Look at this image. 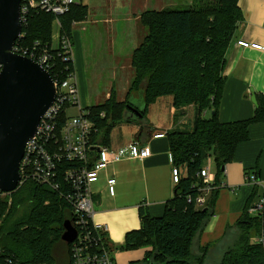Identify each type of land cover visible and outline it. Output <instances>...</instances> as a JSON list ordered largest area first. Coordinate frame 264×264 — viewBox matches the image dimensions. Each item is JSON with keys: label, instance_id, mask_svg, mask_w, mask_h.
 <instances>
[{"label": "trees", "instance_id": "1", "mask_svg": "<svg viewBox=\"0 0 264 264\" xmlns=\"http://www.w3.org/2000/svg\"><path fill=\"white\" fill-rule=\"evenodd\" d=\"M88 13L87 4L73 5L60 17L62 34L71 39L73 22L84 20ZM55 18L51 12L31 11L23 25L25 38L21 44L29 49L36 41L52 46ZM242 19L239 0H194L181 7L144 11L141 21L147 34L132 53L135 74L126 99L117 100L113 92L103 103L86 107L97 129L94 138L104 144L119 124L140 125L142 134L148 109L159 97L172 96L178 110L197 107L192 128L167 132L173 162L183 170L182 178L163 215L151 216L141 208L140 229L128 232L120 248L152 249L142 260L130 264H204L210 252L208 244L200 246L196 255L194 246L213 215L219 189H213L207 203L199 206L196 198L202 192L197 183L201 186L202 180L198 173L213 156L215 184L220 185L224 167L233 160L238 145L249 139L250 126L264 121V97L259 98L256 112L249 119L223 122L219 118L226 86V52ZM56 61L63 79L67 75L64 67L73 69V62ZM135 91L141 97L139 106L134 102L138 101L133 96ZM130 104L140 107L143 116L134 115ZM210 109L214 114L206 117L203 113ZM61 117L63 121L65 114ZM61 191L28 180L10 194L11 204L8 200L0 203V264H71L72 243L62 240V235L65 221L74 219V212L60 196ZM229 229L233 239L220 264H264V246L250 242L264 230V211L256 215L245 211ZM87 231L94 238L90 243L93 252L109 248L105 234L93 227ZM60 246L65 248L59 250Z\"/></svg>", "mask_w": 264, "mask_h": 264}, {"label": "crops", "instance_id": "2", "mask_svg": "<svg viewBox=\"0 0 264 264\" xmlns=\"http://www.w3.org/2000/svg\"><path fill=\"white\" fill-rule=\"evenodd\" d=\"M149 1L152 0H144V3L147 2L146 7H149ZM106 2L108 0H105ZM162 2L163 0H158L157 6L159 7H156L157 9L163 8ZM169 2L172 6L179 7L190 5L194 0H169ZM239 6L242 10L243 19L238 24L226 52L224 70L226 86L219 108V118L223 122L249 119L256 112L259 98L264 97V0H239ZM93 9L94 5L92 12L95 11ZM138 10L139 12L134 8L129 10L137 19V25L141 18L140 12L143 13L141 11L143 9ZM103 11L105 14H102L101 20L106 23L115 21L107 12L108 10L103 9ZM98 20L93 19L94 26L100 22ZM53 34V44L57 45L59 29L58 33L55 34L54 32ZM79 34V28H74L71 41L74 43V60L79 78L81 102L85 107H89L103 103L112 94L107 93L105 100L99 103H86L89 100L87 76L91 70L88 60L93 58L92 43H89L90 46H88V48L91 47V55L85 57L86 54L84 56L82 45L79 44L78 37L82 39ZM240 40L250 44H259L263 48L243 47L238 44ZM133 51L128 62H131ZM127 69V71H131L132 67L127 66ZM126 90L128 91V87ZM253 96H256L257 103L253 101ZM162 99L166 100L163 101ZM123 100L125 99L119 101ZM154 104H166L169 119L153 120L146 114L142 134H140V129H142L140 125L127 123L137 126L134 131V139L139 138L143 144L148 145L151 149V155L144 159L131 158L110 165L101 172L99 180L92 185L96 211L94 221L107 225L104 234L115 264H130L140 261L152 249L151 247H140L125 250L120 247L125 243L128 232L140 229L142 223L141 208L146 209L151 216H161L166 211L167 202L176 194L169 137L155 138L154 135L158 132H168L177 128H192L197 116L195 105L185 106L178 110L174 106L172 96L159 97ZM212 112L213 110L210 109L209 112L206 110L203 114L209 117ZM133 140L124 141L120 138L115 143L110 138L108 145L118 148L128 145ZM213 161L210 157L206 164L210 167L216 182V170ZM252 172L255 173L258 181L264 182V121L253 123L250 126L249 139L238 145L233 160L226 164L221 184L215 185L214 188V190L219 189V192L213 215L206 222L204 230L194 246L196 249L208 244H220L228 239L231 242L233 237L229 228L236 226L245 211L252 215L257 214L254 210L259 204L258 197H256L257 194L259 195L257 188L258 186L263 188V185L247 179L246 176ZM111 178L116 179L115 194H111L109 191L108 181ZM262 190V196L259 195V197L261 196L260 200L264 196V188Z\"/></svg>", "mask_w": 264, "mask_h": 264}, {"label": "built area", "instance_id": "3", "mask_svg": "<svg viewBox=\"0 0 264 264\" xmlns=\"http://www.w3.org/2000/svg\"><path fill=\"white\" fill-rule=\"evenodd\" d=\"M76 3H78L76 0H22L21 3L23 25L33 10L51 12L56 16L54 28H59V42L57 45L49 46L36 41L32 49H29L21 44V39L25 38L22 31L14 46V52L42 65L52 75L56 86L54 103L42 118L35 136L26 145L20 166L22 176L20 185L31 180L57 191L62 188L60 196L71 204L74 212L72 223L78 231L77 238L72 242L71 264H115L108 247L99 248L100 250L96 252L91 250L90 243L94 238L87 231L88 228L93 227L101 235L107 230V225L94 221L96 211L92 185L99 180L101 172L110 165L131 158L144 159L151 155V149L139 138L118 148L94 138L97 132L95 122L89 117V110L81 102L79 78L74 65V47L70 37L61 32L60 17L69 12ZM238 44L243 47L263 48L259 44H250L244 40H240ZM57 58L62 62L71 60L74 65L73 69L68 65L64 67L67 75L63 79L61 77L63 70H59L56 65ZM1 69L0 65V71ZM73 109L78 110L77 115H70ZM63 113L65 119L61 121ZM166 136L167 132H158L154 135L155 138ZM171 161L174 164L172 154ZM182 174L181 168L174 165L172 175L175 184L180 182ZM198 176L202 180V185L199 186V183L197 185L202 193L196 198V202L203 206L215 188V177L208 164H205ZM246 177L251 182L260 183L256 175L248 174ZM115 183V178L108 181L111 194H115ZM6 194L9 192L0 190V203ZM188 201L192 202V198L189 197ZM254 210L257 213L264 211V196ZM257 243L264 246V230L258 236Z\"/></svg>", "mask_w": 264, "mask_h": 264}, {"label": "water", "instance_id": "4", "mask_svg": "<svg viewBox=\"0 0 264 264\" xmlns=\"http://www.w3.org/2000/svg\"><path fill=\"white\" fill-rule=\"evenodd\" d=\"M21 3L22 0H0V190L3 192L18 189L26 145L56 99L52 75L38 62L14 52L23 31ZM253 101L257 103L256 96ZM138 106L128 105L134 115L141 117ZM64 228L62 240L72 243L78 236L72 220H66Z\"/></svg>", "mask_w": 264, "mask_h": 264}, {"label": "rangeland", "instance_id": "5", "mask_svg": "<svg viewBox=\"0 0 264 264\" xmlns=\"http://www.w3.org/2000/svg\"><path fill=\"white\" fill-rule=\"evenodd\" d=\"M76 1L87 4L89 7L88 16L84 20L73 22V29L79 28V35L82 36V39L78 37V40L80 41V46L82 45L84 56L86 54L85 57H88L89 54L91 55V47L88 48V46H90L89 43H92L93 61L90 59L88 60L89 68L91 70L90 72H88L87 76L89 100L86 101V103H99L105 100L106 95L109 92L112 95L115 93L117 96L115 98L117 100L126 99V96L128 95V92L132 87L135 74L131 62H128L129 56L133 49L138 45V43H140V41H143L147 34V28L142 23L141 18L139 19L137 25V19L135 18V16H133V13L129 12V10H132L134 8L137 12H139L138 9H143L141 11L144 12L148 9H157L156 7H159L157 6L158 0L149 1V7H146L147 2L144 3V0H108V2L106 3L105 0ZM93 5V10H95L96 12H92ZM104 5H106V7H104ZM162 7L176 8V6H172L169 0H163ZM103 9H105L106 11L108 10L107 12H109L110 15L114 18V22L106 23L105 21L101 20L102 14H105ZM140 14L142 13L140 12ZM93 19H99L98 21L100 22L94 26ZM58 29V27L56 30L54 28L55 34L58 33ZM72 44L74 46V43ZM118 57H120V59H118ZM91 65L93 66L91 67ZM127 66H131L132 70L127 71ZM129 77L130 82L128 83ZM127 87L128 91L126 90ZM125 93L126 95H124ZM138 94L139 93H137V91H135L133 94V96H135L138 100L134 101L136 104H139V100L141 98ZM162 100L165 101L166 99ZM154 103L150 105L152 109L149 107L147 116L153 120L160 119V121L161 119H169L167 105H157ZM209 111L210 110H208V112ZM77 114V109H73L70 112V115ZM136 128L137 126L133 124H119L111 130L110 138H112L115 143L118 142L120 138L124 141L133 140L135 136L134 131L136 130ZM211 159L214 160L213 156H211ZM249 174L250 176L255 175V173L253 174V172ZM259 182V185H263V182ZM263 188L258 186L257 190H259V195L263 194ZM259 195H257L258 201H260ZM10 197H12L10 195V192L4 197V200H8L9 204H11L12 202H10ZM257 239L258 236H253L251 237L250 242L256 243ZM228 240L222 241L220 244H210V252L205 259L204 264H220L222 261V257L226 251V247H229L231 245L230 241ZM63 248L65 247L60 246L59 250H62ZM198 250L199 248L195 251L196 255L199 254Z\"/></svg>", "mask_w": 264, "mask_h": 264}]
</instances>
